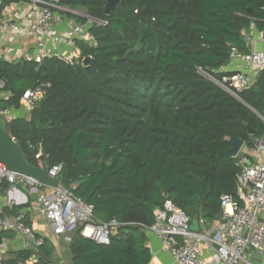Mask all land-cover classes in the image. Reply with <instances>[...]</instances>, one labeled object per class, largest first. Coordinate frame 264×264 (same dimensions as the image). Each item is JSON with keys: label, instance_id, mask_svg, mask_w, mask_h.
I'll return each mask as SVG.
<instances>
[{"label": "trees", "instance_id": "trees-1", "mask_svg": "<svg viewBox=\"0 0 264 264\" xmlns=\"http://www.w3.org/2000/svg\"><path fill=\"white\" fill-rule=\"evenodd\" d=\"M123 1L108 16L107 0H60L88 15L69 17L101 23L90 27L98 46L79 42L73 64L0 62L12 95L0 99L1 110L20 108L29 88L50 86L29 119L8 126L22 153L35 165H62L60 182L95 220L120 224L108 246L74 233V264H149L141 225L152 226L166 200L193 222L220 215L221 197H236L240 172L239 156L225 155L230 140L252 147L264 137V71L239 94L242 102L197 73L227 65L233 46L247 52L243 33L252 24L264 35V0ZM32 255L8 252L2 264Z\"/></svg>", "mask_w": 264, "mask_h": 264}, {"label": "built area", "instance_id": "built-area-1", "mask_svg": "<svg viewBox=\"0 0 264 264\" xmlns=\"http://www.w3.org/2000/svg\"><path fill=\"white\" fill-rule=\"evenodd\" d=\"M5 1L0 0V43L9 35H19L22 31L26 32L27 37H42L52 42L53 48L50 50L46 40L40 39L37 43L40 53L34 55L31 61L41 64L43 60L56 56L73 64L80 58L76 54L79 51V42L92 48L98 46L97 38L90 31V27L92 23H101L90 20L91 23L83 24L76 18L69 17L68 14H72L86 19L77 10L60 5V0H11L28 4L29 11L23 20L11 18V11L5 6ZM66 23L68 26L64 32L55 31ZM243 35L247 52L233 46L227 65L218 69L197 67L198 75L205 81L211 82L241 102L239 94L250 89L264 71L263 33L252 24ZM257 45L261 46V50H257ZM61 47L72 50L71 54H59ZM6 86L7 81L0 78V97ZM49 87L34 86L24 92L22 101L30 111L43 100ZM0 116L4 117L7 126L16 120L12 109H0ZM258 116L264 122V113ZM248 154V157H239L237 162L240 172L237 175L236 197H221L222 223L212 224L203 232L193 231L192 219L172 201L166 200L163 207L156 210L153 225H141L143 230L162 241L163 249L173 258V264H210L203 255V246L214 252L218 264H253L246 258L247 251L252 248L260 250L264 246V160L261 159L264 157V137L254 142ZM251 159L254 161L251 162ZM39 166L45 167L41 161ZM47 169L49 176L60 182L63 166ZM4 182H8L13 190L19 185L27 188L30 196L36 199L32 211L48 223L54 236L63 237L66 242L70 243L71 236L80 230L85 238L108 246L111 236L120 226L116 220L108 223L97 222L93 208L62 183L56 188H46L34 179L9 171L5 165L0 164V192ZM199 223L205 224V219L200 218ZM6 231L18 233L35 246L32 258L18 264H54L40 250L43 239L38 238L27 223L26 214L18 212L10 215L0 206V232ZM6 255V252L0 253V264Z\"/></svg>", "mask_w": 264, "mask_h": 264}, {"label": "crops", "instance_id": "crops-1", "mask_svg": "<svg viewBox=\"0 0 264 264\" xmlns=\"http://www.w3.org/2000/svg\"><path fill=\"white\" fill-rule=\"evenodd\" d=\"M5 6L11 11V18L13 20H23L29 11V6L26 3L12 2L11 0L5 1ZM67 23L56 28L57 33L64 32L67 29ZM40 39L46 40L47 48L52 50V42L47 38L42 37H27L26 32L22 31L19 35H9L4 42L0 43V62L18 63L21 61H31L32 57L40 53V49L37 43ZM257 50H261V46L257 45ZM72 50L67 48H59V54L69 56ZM57 54V52L55 53ZM80 56V51L76 52ZM58 58V57H54ZM33 88V87H32ZM31 89V88H29ZM28 90V89H27ZM11 93L5 91L0 99L7 100L11 97ZM21 106L18 109H12L15 117L30 118L31 111L27 108L25 102L21 101ZM262 139V138H260ZM254 140V142L260 140ZM253 147V146H252ZM248 145H244L239 153V157L250 156L248 152L252 148ZM251 158V157H250ZM264 160V157H261ZM254 159H251L253 162ZM257 161H260L257 160ZM4 185H6L4 187ZM46 191V189H44ZM28 200V202H27ZM36 199L30 196V192L23 185H19L15 190L11 188L8 182L2 184V191L0 192V206L7 210L12 211L16 209V212L26 214L27 223L35 232L36 236L41 239L47 240L45 251L49 253L48 259L54 264H74V256L72 253L71 245L63 237H56L52 234V231L46 221L32 211V206L35 204ZM8 213V212H7ZM10 214V213H8ZM12 215V214H10ZM202 218L205 219V224L199 223V218L196 216L194 222H197L199 231L203 232L207 230L212 224L222 223V212L216 217H210L208 214H202ZM193 226V224H192ZM146 236V247L149 248L151 253V261L149 264H173L172 256L163 249L162 241L150 232L142 230ZM0 235V253L6 252H18L26 251L28 253H34V244L24 240L18 233L12 231L2 232ZM204 257L210 264H218L215 260L214 252L206 247H202ZM246 258L253 264H264V246L260 250L249 249L246 253Z\"/></svg>", "mask_w": 264, "mask_h": 264}, {"label": "water", "instance_id": "water-1", "mask_svg": "<svg viewBox=\"0 0 264 264\" xmlns=\"http://www.w3.org/2000/svg\"><path fill=\"white\" fill-rule=\"evenodd\" d=\"M119 5H125V2L123 0H107L106 14L110 16ZM131 11L135 12L136 8H131ZM90 60V58H87L85 64L88 65ZM230 144L231 148L225 155L231 158L238 157L245 145L244 140L232 138ZM0 164L5 165L9 171L34 179L41 186L46 188H56L61 184V182L49 176L47 167L35 165L26 158L11 137L3 116H0ZM192 230L196 232L199 231L197 222L193 223Z\"/></svg>", "mask_w": 264, "mask_h": 264}, {"label": "rangeland", "instance_id": "rangeland-1", "mask_svg": "<svg viewBox=\"0 0 264 264\" xmlns=\"http://www.w3.org/2000/svg\"><path fill=\"white\" fill-rule=\"evenodd\" d=\"M77 12H80L82 15L86 16V18H88V15H87V11L84 10V9H77Z\"/></svg>", "mask_w": 264, "mask_h": 264}]
</instances>
